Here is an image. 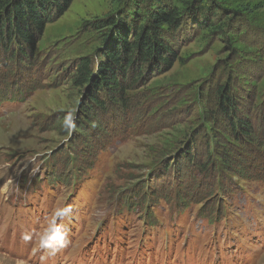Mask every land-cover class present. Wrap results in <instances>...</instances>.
<instances>
[{
  "label": "rangeland",
  "instance_id": "1",
  "mask_svg": "<svg viewBox=\"0 0 264 264\" xmlns=\"http://www.w3.org/2000/svg\"><path fill=\"white\" fill-rule=\"evenodd\" d=\"M115 1L74 0L33 60L0 64V97L15 91L0 103V264H264V0H223L242 8L246 24L228 40L193 33L170 70L81 131L75 67L99 46L86 25ZM227 74L244 97L251 140L199 114ZM69 204L71 244L49 256L36 234Z\"/></svg>",
  "mask_w": 264,
  "mask_h": 264
},
{
  "label": "trees",
  "instance_id": "2",
  "mask_svg": "<svg viewBox=\"0 0 264 264\" xmlns=\"http://www.w3.org/2000/svg\"><path fill=\"white\" fill-rule=\"evenodd\" d=\"M73 2L0 0V64L6 66L13 61L21 66L33 60L46 27L63 16ZM222 4L223 0H116L112 12L88 23L86 28L96 32L99 46L92 56L79 58L75 67L73 83L81 88V112L85 119L80 130L97 116L98 110L105 112L111 104L124 108L130 90L170 70L180 60V46L193 33L228 40L246 24L242 8ZM232 77L227 74L216 88L213 105L206 98L199 114H206V123L223 119L237 141L251 140L254 126L243 114L245 100L237 94ZM5 93L15 95L10 89ZM7 94L0 97V103L9 98L6 99ZM201 94L204 91L197 92V98ZM212 127L209 130L214 132L218 146L220 137H224Z\"/></svg>",
  "mask_w": 264,
  "mask_h": 264
},
{
  "label": "clouds",
  "instance_id": "3",
  "mask_svg": "<svg viewBox=\"0 0 264 264\" xmlns=\"http://www.w3.org/2000/svg\"><path fill=\"white\" fill-rule=\"evenodd\" d=\"M62 128L68 136L73 134L76 130V117L74 112H68L64 116ZM72 214L73 206L71 204L54 209L47 227L42 232L36 234L40 248L46 250L49 256H55L71 244L70 230L63 221ZM21 239L25 242H30L33 239V235L30 232H24Z\"/></svg>",
  "mask_w": 264,
  "mask_h": 264
}]
</instances>
